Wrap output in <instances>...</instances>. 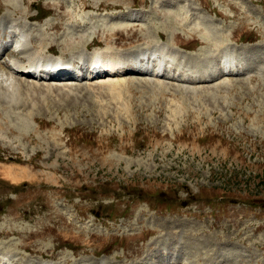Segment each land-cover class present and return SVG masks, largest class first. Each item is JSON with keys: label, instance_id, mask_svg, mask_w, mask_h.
I'll list each match as a JSON object with an SVG mask.
<instances>
[{"label": "rangeland", "instance_id": "1", "mask_svg": "<svg viewBox=\"0 0 264 264\" xmlns=\"http://www.w3.org/2000/svg\"><path fill=\"white\" fill-rule=\"evenodd\" d=\"M7 1L0 20L32 24L41 54L94 43L135 66L145 48L171 75H22L0 96L18 264H264V0Z\"/></svg>", "mask_w": 264, "mask_h": 264}, {"label": "bare ground", "instance_id": "2", "mask_svg": "<svg viewBox=\"0 0 264 264\" xmlns=\"http://www.w3.org/2000/svg\"><path fill=\"white\" fill-rule=\"evenodd\" d=\"M7 3L13 4V5L17 6V7H19V5H20L19 0H8ZM32 29H33V25L32 24L31 25L27 24L25 22L22 23L18 27L16 25V23L12 22V19L9 20V21H8V19H6V21L0 20V58L4 55L3 56L4 59L1 58V60H0V96L5 98V100L12 99L14 97L15 93H16L15 92L16 89H18L19 87L22 88V86H26L25 85V80H22L21 77H19V76L27 75V76H31V78H33V79H35V78L40 79L41 77H36V76L34 77L32 74H34V71L36 70V68H40V67L43 66L44 61L48 60V57H47L48 53L47 54H45V53L42 54V56H43L42 58L40 56H38V54H40L39 52L44 50V47H41L39 45V43H37V44H33L32 43V45L30 44L32 42V38L30 39V35H29L30 33L28 32V30H32ZM14 36H16L15 42L17 41V47H18L17 48L18 50H15V51H13L14 49L11 50L8 47H6L4 45V42H2L3 39L11 38V37H14ZM37 36L38 35L35 34V37H37ZM35 37L33 36V39ZM40 37H41V35H40ZM91 37L92 36H90V38ZM29 40H30V42H29ZM85 48H86V46H85ZM95 49H99V46L98 47L89 48L88 50H90V51L88 53H85L87 55L86 56L84 55V57H85L84 59L78 58L79 56H77V59L73 58L74 62L82 64V65H85L86 62L89 60V61L92 62V64H96L98 66H99V64L107 62V61H105L106 58H104V57H106V55H108L109 52L108 53L107 52H103V54H102L100 51H97ZM46 50H47V48H46ZM93 50H95V51H93ZM92 51H93V53H92ZM104 51H107V50H104ZM53 55H55L54 57L51 58V60H55V62L52 63L53 68H57V70H60V68L66 67L68 65L69 61H67V59L63 60L61 58V56L59 54H57V53H54ZM149 55L151 56L152 54L147 53L146 51H143V52H139V54L137 56H135V58H136L135 60H139V61H141L143 63L142 64L143 65V70H139V69L136 70L134 68H128L127 69V67L124 66V62H122V61H113L112 60V62L110 61V63L107 62L111 66V68L113 67L111 69V71H110L111 72L110 74L104 72V73L100 74L99 76L95 75V76H87V77L84 76L83 74H81V77H83L84 79H88V80L89 79H95V78L98 80V78H100V76H104L105 74H109V75L119 74V73L124 74L128 70L135 71V73H139V72L140 73H145L148 76L151 75V76H155L156 77L157 75H161V77H168V76L171 77V75L169 73L164 72L165 69H163V67L161 66L160 61L158 63H156V64L151 63L149 65L148 64V59H149L148 56ZM80 56H82V55H80ZM96 56L99 57L98 60L96 59ZM110 59H112V58H110ZM224 61H225V64L223 66L229 67L228 65H226L227 64V60L224 59ZM91 62H89L88 65ZM88 65L86 64V66H88ZM115 67H119L121 71L114 73L112 70ZM220 68H221V71H220L221 75H225V74L228 75V74H231V72H232V69L228 68L227 70L223 71L222 70L223 68L222 67H220ZM158 71H160V72H158ZM206 74H208V73H206ZM65 77H67V76H64V77H61V78H65ZM61 78H57L56 77L57 80H61ZM205 78H207V76H205ZM205 78H204V80H209L210 79V78H207V79H205ZM42 79H44V78H42ZM48 79H52V78H48ZM48 79H44V80H48ZM110 79H107V80L110 81ZM107 80H106V83H108ZM93 81H96V80H93ZM201 81H203V80H201ZM95 83H99V82L96 81ZM100 83H102V84L104 83L105 84V82H100ZM45 86H47V85H45ZM7 172L8 171L4 172L5 176H6ZM1 233L3 235H6L7 231H5V233L0 231V234ZM1 244L2 243H0V258L4 257V261H6L7 259H12V261H14V264H18V259L15 260V258H17V257H13V256L17 255L16 254L17 252L15 253L12 250L14 247H12V245L8 246L6 244L5 245L4 244L1 245ZM19 246L23 247L24 245L20 244ZM23 248L25 250L27 249V247H25V246ZM114 258L115 259H119V256L116 255V256H114ZM43 260L44 259H42L40 261H35V264H45V263L55 264V262L53 260H45V263H41V262H43ZM63 260H64V258H63ZM63 260H62V262H63ZM138 264H143V263H139L138 262Z\"/></svg>", "mask_w": 264, "mask_h": 264}]
</instances>
